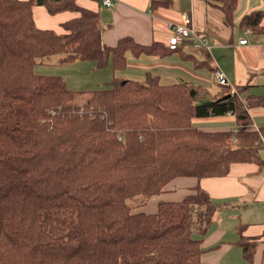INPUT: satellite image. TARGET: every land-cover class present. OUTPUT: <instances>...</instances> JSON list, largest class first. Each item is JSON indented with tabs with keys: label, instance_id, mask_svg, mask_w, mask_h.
<instances>
[{
	"label": "trees",
	"instance_id": "trees-1",
	"mask_svg": "<svg viewBox=\"0 0 264 264\" xmlns=\"http://www.w3.org/2000/svg\"><path fill=\"white\" fill-rule=\"evenodd\" d=\"M206 1L233 26L237 0ZM34 6L77 15L58 33L37 26ZM99 19L77 0H0V264H201L207 230L192 236L191 212L195 204L216 212L207 191L196 186L153 212L132 210L129 200L160 195L178 177L224 176L233 163H256L264 172V125L248 127V108L264 106V95L222 86L221 98L205 103L198 85L161 84L151 73L144 81L114 76L104 86L72 90L59 75L36 71L41 59L58 54L65 65L91 61L102 69L111 62L115 73L127 52L193 58L130 36L105 46ZM263 19L264 10H254L239 24L264 32ZM229 112L241 125L236 132L192 124ZM218 137L237 143L214 153L205 142ZM249 238L241 235L246 258Z\"/></svg>",
	"mask_w": 264,
	"mask_h": 264
},
{
	"label": "crops",
	"instance_id": "crops-1",
	"mask_svg": "<svg viewBox=\"0 0 264 264\" xmlns=\"http://www.w3.org/2000/svg\"><path fill=\"white\" fill-rule=\"evenodd\" d=\"M237 1L234 24L229 26L223 21L222 11L208 4L206 0H114L111 7L104 6L102 0H77L79 5L99 13L101 41L105 46H116L121 38L130 36L140 44L158 42L167 47L171 36L168 23H180L182 14L187 12L193 16L195 28L208 36L210 48L193 46L190 41L183 43L179 48L194 58L188 60L183 59L178 52L167 56L143 54L141 57L127 52L126 66L116 73L111 62L105 69H98L95 62L85 61V64L92 67L89 77L81 74L70 81L61 73L63 71H56L67 66L70 68L72 65L85 69L83 63L76 61L63 66L56 56L51 64H58L57 67L60 68L50 67V64L46 63L37 65L36 71L59 75L71 88L80 87L77 86L78 83L74 84V81H84L79 84L86 82L85 85H103L114 76L144 81L148 73L158 76L161 84H194L191 79L196 78L200 84L194 85L205 90V99L209 94L205 84H211L212 81L217 85V90L211 97V101L215 102L221 98L222 93V85H218L214 79V71L219 68L225 72L232 88L247 85L248 93L264 95V32H254L251 28L244 30L239 24L245 14L264 10V0ZM76 15L77 13L71 11L51 14L45 6L33 7V17L40 28L51 29L50 26L60 25L63 29L62 22ZM242 38H246L247 43L241 44ZM203 69L211 71L213 76L208 77L205 73H200ZM64 73L68 77L69 73ZM248 112L252 125H264V106L249 107ZM195 120L198 122L196 127L205 130L234 131L240 126L233 113ZM261 155L264 157V149ZM196 186L207 191L217 204L213 216L214 224L209 232L203 235L204 251L201 254V264H264V172H259V166L256 163H233L229 173L224 176L201 179L193 176L178 177L165 186L163 193L150 197L153 199H150L145 207L156 211L161 200L155 202L154 198L168 193V201H180L192 193ZM241 235L250 237L251 244H254L251 245L253 253L250 258H246L240 244Z\"/></svg>",
	"mask_w": 264,
	"mask_h": 264
},
{
	"label": "rangeland",
	"instance_id": "rangeland-1",
	"mask_svg": "<svg viewBox=\"0 0 264 264\" xmlns=\"http://www.w3.org/2000/svg\"><path fill=\"white\" fill-rule=\"evenodd\" d=\"M114 4V3H113ZM193 19V18H192ZM237 25H238V23H236ZM50 28L51 29H54V30H56V32H58V33H62V32H64V30L62 29V27H60V25H58V27L56 26V27H53V26H50ZM237 29V28H236ZM205 35V34H204ZM205 36H207V35H205ZM207 38H208V36H207ZM209 39V38H208ZM209 42H210V40H209ZM182 45V44H181ZM210 45H211V42H210ZM167 47H168V45H167ZM180 47V45L177 47V48H179ZM169 48V47H168ZM177 48H175V49H177ZM171 49V48H170ZM61 56V57H63L64 56V54H58V56ZM143 54H141V56H142ZM140 56V57H141ZM53 57H56V56H53ZM53 57H52V59H53ZM52 59H49V57L48 58H43V59H41L43 62H39V63H41V64H50L49 66L50 67H55V68H60V67H57V65H52L51 64V62H52ZM41 60H39V61H41ZM59 62H60V60H59ZM78 62H80V63H83V66H84V68L85 69H81V68H78L77 66H74V65H72V66H70V68H69V66H67L66 68H64V69H59V71H56V72H59L60 73V71H63V72H61L62 74H64V77L65 78H67L66 80H72V79H75L76 77H78L79 75H81V74H85V76H87V77H89V75L91 74V69H92V67L90 66V65H88V64H85L86 62L85 61H78ZM41 64H38V65H41ZM63 66H66L65 64H62ZM70 65V64H69ZM36 68H37V66H36ZM94 68V67H93ZM104 69H105V67H104ZM64 72H67V73H69V75H68V77H67V75L64 73ZM128 73V72H127ZM200 73H205V75L206 76H208V77H212L213 75H212V73H211V71H209V70H207V69H203V70H201L200 71ZM51 74H56L55 72H51ZM192 81L191 82H193L194 84H200L199 83V81L196 79V78H193V79H191ZM79 82H84V81H74L73 83L75 84V83H78V85L77 86H80V87H82V88H80V87H76V88H71L70 86H69V84H68V86L72 89V90H90V89H94V88H98V87H101V86H104L105 84H97V85H93V83H91V84H89V85H85L86 84V82L84 83V84H79ZM109 82V81H108ZM200 82H202L203 83V81H200ZM204 84V83H203ZM93 85V86H92ZM206 85V87L208 88V91H209V94H208V96L206 97V99H205V90L204 89H202V91H203V99L202 100H204L205 101V103H210V102H213V101H211V97H212V95L214 94V92L217 90V85H215V83L214 82H212L211 81V84H205ZM85 86H87V87H85ZM223 86V85H222ZM221 86V87H222ZM224 86H226V87H229L230 88V92L232 93V91H234V92H236L237 91V88L235 89V90H233V88L231 87V86H229V85H224ZM233 94V93H232ZM85 98H87V96L86 95H83V96H81V97H79L78 99H77V101L78 102H82L81 104H80V106H81V108H80V110L82 109V107L84 106L83 105V103L85 102L84 101V99ZM95 106V105H94ZM96 107V106H95ZM98 108H97V110H100V106H97ZM84 110H86L85 108L83 109V110H81L79 113L80 114H84V113H82V111H84ZM107 112V111H106ZM91 113V112H90ZM230 113V112H229ZM109 117V116H108ZM192 124L193 125H195V126H198V122H196V120H195V118H193L192 119ZM241 126V125H240ZM240 126H238V127H236L235 129H239L240 128ZM253 126V125H252ZM252 126L251 125H249L248 127H251L252 128ZM254 127V126H253ZM262 134V133H261ZM261 140H262V142L264 143V137H263V134L261 135ZM212 138H214V137H212ZM218 141H220L219 143H213L212 141H209V142H205V144H208V145H210V146H212L213 147V149H214V153H216V150L219 152V153H222L223 151V148L224 147H228V146H230V145H232V146H234V144L235 143H237L236 142V140H235V138L233 139H230V141H224V142H222V138H216ZM221 144V145H220ZM213 152V151H212ZM198 158V157H197ZM216 159V156H215V154H214V160ZM202 160V159H201ZM200 160V161H201ZM208 161L209 162H211L209 159H208ZM206 165V164H205ZM171 182V181H170ZM169 184V183H168ZM167 186V185H166ZM165 189V188H164ZM163 189V191H162V193L165 191ZM167 195H168V193H165V194H162V196L159 198V197H156V198H154V201L156 202V201H158V200H167L166 199V197H167ZM155 196V195H154ZM153 197V196H152ZM204 196L202 195V196H200V202L202 201H204ZM150 199H153V198H147V195H144V194H139V195H136L135 197H132V199L131 200H129V203H130V205L132 206V210H135V211H146V212H153L151 209H149V208H147V207H145V205L147 204V202L148 201H150ZM194 208H193V210H192V212H191V216H192V221H193V226H192V230H191V232H192V236L193 237H195V238H199V237H201V236H203V235H201L200 236V234H202L201 232L203 231V229L204 228H206V233L207 232H209V230L211 229V227H212V224H214L213 223V216H214V214H215V212H214V214L211 212V209H208L207 208V205L205 206V205H203V206H199V205H197V204H195V206H193ZM202 207V208H201ZM197 208V209H196ZM214 208V207H213ZM217 208V207H216ZM207 210V211H206ZM203 212H204V214H203ZM200 215V216H199ZM203 215H205V216H203ZM209 219H211L212 221H211V223H207L206 222V220H209Z\"/></svg>",
	"mask_w": 264,
	"mask_h": 264
},
{
	"label": "built area",
	"instance_id": "built-area-1",
	"mask_svg": "<svg viewBox=\"0 0 264 264\" xmlns=\"http://www.w3.org/2000/svg\"><path fill=\"white\" fill-rule=\"evenodd\" d=\"M114 0H102V4L106 7L113 6ZM182 21L180 23H168V27L171 31V36L168 41V47L171 49L177 48L179 45L189 42L193 46L201 45L205 48H210V42L207 36L200 33L194 26L193 19L191 14L185 12L182 14ZM241 44L247 43L246 38L240 39ZM214 79L218 83V85H230L225 72H223L221 69L216 68L214 71ZM233 90L235 88L233 87ZM232 93H235L232 91ZM254 126V127H253ZM252 128L258 129L257 126L253 125ZM238 129H234L236 132Z\"/></svg>",
	"mask_w": 264,
	"mask_h": 264
}]
</instances>
